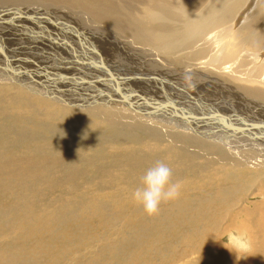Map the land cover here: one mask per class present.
I'll return each instance as SVG.
<instances>
[{
    "label": "rangeland",
    "instance_id": "obj_1",
    "mask_svg": "<svg viewBox=\"0 0 264 264\" xmlns=\"http://www.w3.org/2000/svg\"><path fill=\"white\" fill-rule=\"evenodd\" d=\"M263 3L262 0L238 2L231 19L236 21L241 13H245L242 19L245 26L260 32L264 29V19L256 27L252 19L264 17ZM2 5L12 4L5 2ZM80 17L82 14L76 18L80 24L86 22ZM4 23L12 25L9 21ZM37 26L42 28L37 31L40 33L38 37L30 28H23L27 39L33 41V37L40 43L45 39L43 32H46V40L60 50L62 43H68L67 34L79 33L78 47L82 45L80 40L85 44H97L99 40L110 43L108 47L113 49L116 58L121 57L120 61L127 62V53L122 54L125 46L119 41H125L124 37L119 36L116 29V33L110 28L104 29L107 25H71L74 29L68 26L70 30L65 31L67 34L63 32L62 37L59 36L61 32L46 25ZM1 31L5 33V29ZM4 37L13 42H0V49L27 52L23 56L26 62L30 52L38 54L36 58H41L39 61L44 63L46 58L50 62L59 58L47 53L41 57L43 49L32 47L18 36ZM168 58L179 59L169 52L157 53L150 61L168 69ZM132 60L143 68L149 65L146 59ZM86 65L99 78L105 76V71L110 79L108 68L101 71L94 69L89 62ZM109 81L111 87L104 84L102 88L85 87V93L93 96L91 91L101 89L114 102L116 99L139 98L133 92L134 96H126L118 81ZM221 81L222 86L207 85L215 92L209 90L203 94L211 101L221 97L217 107L222 114L234 117L235 126L246 124L241 117L248 118L250 109L263 110L264 100L252 98L242 89L234 93L228 90L232 85L230 81L224 78ZM30 88L9 81L0 82V264H264V143L259 149L252 150L241 138L238 150L231 151L193 133L194 130L159 124L147 117L145 107L123 103L103 107L94 101L95 104H73L60 95L61 89L56 91L51 87L55 91L44 96L31 92ZM71 88L79 87L73 84ZM10 96L18 105L13 107L12 101L9 103L13 104H8L6 100ZM224 99L230 103L222 104ZM171 105L174 107V103ZM174 115H177L175 110ZM215 115L219 116V112ZM229 128L232 131L235 127ZM256 142L260 143L259 140ZM148 147L159 152H151ZM43 156H47L49 164L32 169L42 162ZM158 162L171 168L173 181L181 184L180 195L174 201L162 203L160 214L150 217L143 206L135 202L132 193L142 187L146 170ZM179 212L182 213L180 218L175 217ZM233 231L246 232L250 236L251 251L240 254L249 257L237 260L234 253L221 246L227 234ZM127 236L132 239L136 236L138 245L133 240L129 243L124 239ZM150 240L154 241L153 246L156 245L159 253L154 258L147 256L145 259L142 252L147 246L142 248V245Z\"/></svg>",
    "mask_w": 264,
    "mask_h": 264
},
{
    "label": "bare ground",
    "instance_id": "obj_2",
    "mask_svg": "<svg viewBox=\"0 0 264 264\" xmlns=\"http://www.w3.org/2000/svg\"><path fill=\"white\" fill-rule=\"evenodd\" d=\"M262 1L264 2V0ZM5 2H9L12 5L4 7L2 4ZM238 2L243 3V0H0V42H13L4 36H18L25 39L32 47L43 49L44 53L41 54V57L42 55L46 56V53L59 57L56 58V61H51L52 63L50 60L46 61L47 58H42L45 59L46 63H44V61H39L41 58H36L38 54L30 52L27 55L28 61L26 62L23 60V56L27 52L22 53V50L0 49V82L9 81L10 83L22 84L27 86V88L31 87V92L44 96H48L54 92L55 90L53 89H56V91L61 89L62 93L60 95L66 97V101H71L73 104H95L93 103L94 101L103 107H105L104 105L112 106V104L116 103L145 107L144 111H146L147 117L149 116L158 121L159 124H166V127L187 129L188 131L194 130L195 132L193 133L200 134L209 141L220 143L231 151L238 150L241 138H243L244 141H242L245 146L252 148V150L259 149L260 144L264 143V138H262L263 140L261 139V136L264 137V117L262 118L264 108L263 110L257 107L253 108V110L250 109V114H247L248 118L239 116L246 124L243 127L235 126L234 122H232L234 117L222 114V110L217 107V101L221 97L219 99L216 97L217 101H211L203 94L209 90L215 92V90L209 89L210 86L207 87V85L213 86L217 84L220 86L221 84L222 86L224 83L222 82L223 80L221 81V78H224V80L232 83L231 87H228V90L234 92L242 89L250 97L264 100V29L257 32V30L253 31L245 26V23L242 21L246 15L245 13H241L240 19L236 21L231 19L232 12L237 10L236 3ZM53 8H55V11H52ZM79 14L83 16L79 19L85 20L87 23H79V20L76 19ZM74 15L77 17L75 18ZM263 19L264 17L259 20L252 19L256 23L255 27L258 24L260 25V21H263ZM249 20L251 19L249 18ZM5 21H9L17 27L12 28L10 27L12 25H5ZM240 22L241 25H238ZM37 25H46L49 29L61 32L59 35L61 37L63 32L68 29V26L74 29L71 25H107L104 29L110 28L114 33L117 30L119 36L121 34L124 37L121 36L125 41L120 39L119 41L125 46H122L124 48L122 54L127 53L125 56L127 57V62L120 61L121 57L119 59L116 58L117 55L115 56L112 53L114 52L113 49L108 47L111 45L110 43L106 44L99 40L97 44H88L89 42L85 44L83 40H80V44L82 45L78 47L79 40L77 38L80 39L79 33L78 35L69 33V36L65 32L68 43L67 45L62 43V49L60 50L46 40V32H43L45 39L43 38L40 43L33 37V41L27 39L23 28H30L33 30L34 36L38 37L40 33L38 32V34L37 31L42 30V28ZM4 29L5 33H1V30ZM91 30L93 29L91 28ZM10 31H12V34H9ZM81 31L83 32V30ZM27 36L29 35L27 34ZM100 38L102 37L100 36ZM12 46L17 47V44H13ZM169 52L172 56L179 59L168 58V69H165L164 65L161 66L159 63L153 61L156 65L151 63L150 60L153 59L155 54H168ZM17 59L21 62L17 61ZM129 59L130 61L128 62ZM132 59H146L149 65L143 68ZM84 62L86 64L89 62V65L92 64V67L96 70L103 71L104 67L108 68L111 72L110 79L114 83L118 81L119 88L125 92L126 96L135 95L139 98L136 100L134 98L116 99L117 102H114L112 98L106 97L101 89L91 91L94 93L93 96L86 94V88H102L101 85L103 84V86L106 85L109 88L112 84L109 81L110 79L108 80V75L105 71V76L99 78L96 73L90 71V68ZM99 65L103 67H99ZM9 68L12 69L11 72H14L13 74L9 72ZM31 73L37 75V77H42L40 78L42 80L34 78L35 76L33 77ZM165 80L167 81L165 82ZM37 81L38 83H35ZM73 84H76L79 88H71ZM214 88L218 89V87ZM132 92L134 95L131 94ZM183 93L185 96H181ZM6 101L8 104L14 103L13 107L18 105L13 96H10ZM10 101L13 103H9ZM172 103H174V107L171 105ZM221 103L228 105L230 101L224 99L221 100ZM205 104L208 106L204 107L203 105ZM171 106L177 115H174V110L171 109ZM179 111L182 112L181 115ZM215 112H219V116L215 115ZM10 115L13 116L12 111ZM228 126L235 128H232V131H230ZM250 138L251 140L247 141ZM255 140H259L260 143L258 144ZM148 148L151 152L156 150ZM156 151L159 152L158 150ZM195 157L197 158V156ZM46 158L43 156V163H37L32 169L47 166L49 163ZM148 161L147 159L146 163ZM129 165H131L130 161ZM60 166L63 165L60 164ZM227 177L229 176L227 175ZM181 214L179 212L175 217L178 218ZM136 236L133 237L134 239L128 236L124 237V239H127L129 243L133 240L137 246L138 238ZM153 245V240L142 245V248L147 246L144 250H148V252L144 250L142 252L145 259L147 256L154 258L158 255L159 252L156 245ZM210 255L207 256L210 257Z\"/></svg>",
    "mask_w": 264,
    "mask_h": 264
},
{
    "label": "clouds",
    "instance_id": "obj_3",
    "mask_svg": "<svg viewBox=\"0 0 264 264\" xmlns=\"http://www.w3.org/2000/svg\"><path fill=\"white\" fill-rule=\"evenodd\" d=\"M181 184L173 181L171 168L162 162L146 170L142 177V187H137L132 193L135 202L143 206L150 217L160 214L161 204L174 201L180 195ZM222 247L236 255L237 260L245 259L252 248V241L246 232L233 231L227 234Z\"/></svg>",
    "mask_w": 264,
    "mask_h": 264
}]
</instances>
